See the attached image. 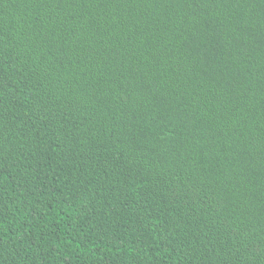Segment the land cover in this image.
Listing matches in <instances>:
<instances>
[{
    "label": "trees",
    "instance_id": "trees-1",
    "mask_svg": "<svg viewBox=\"0 0 264 264\" xmlns=\"http://www.w3.org/2000/svg\"><path fill=\"white\" fill-rule=\"evenodd\" d=\"M0 264H264V0H0Z\"/></svg>",
    "mask_w": 264,
    "mask_h": 264
}]
</instances>
